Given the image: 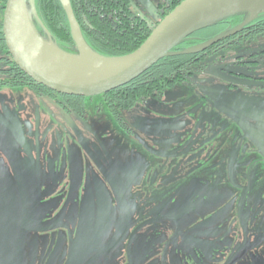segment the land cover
Wrapping results in <instances>:
<instances>
[{
  "label": "flooded vegetation",
  "instance_id": "af4514ba",
  "mask_svg": "<svg viewBox=\"0 0 264 264\" xmlns=\"http://www.w3.org/2000/svg\"><path fill=\"white\" fill-rule=\"evenodd\" d=\"M174 2L152 24L128 9L153 30ZM5 3L0 264H264V23L147 95L78 97L17 71Z\"/></svg>",
  "mask_w": 264,
  "mask_h": 264
},
{
  "label": "water",
  "instance_id": "95a60500",
  "mask_svg": "<svg viewBox=\"0 0 264 264\" xmlns=\"http://www.w3.org/2000/svg\"><path fill=\"white\" fill-rule=\"evenodd\" d=\"M68 19L76 54L59 49L49 38L41 36L33 23V0H6L2 35L8 54L19 70L35 83L59 94L78 97H94L126 86L160 60L200 52L236 30L217 36L191 49L173 52V49L194 32L211 26L233 15L245 14L246 25L258 15L264 14V6L258 9L242 6L208 13L214 5L225 0H183L170 11L152 30L148 38L132 53L122 57L106 58L93 53L83 42L69 0H59ZM214 8V7H213ZM212 8V9H213ZM210 20V24L201 23ZM27 25L28 31H23ZM40 49L52 47L67 60L84 58L89 53L93 64L65 68L33 54L30 45Z\"/></svg>",
  "mask_w": 264,
  "mask_h": 264
},
{
  "label": "trees",
  "instance_id": "16d2710c",
  "mask_svg": "<svg viewBox=\"0 0 264 264\" xmlns=\"http://www.w3.org/2000/svg\"><path fill=\"white\" fill-rule=\"evenodd\" d=\"M69 1L83 42L88 49L99 56L115 58L130 54L147 39L152 30L143 18L134 16L130 12L128 0ZM181 1L175 0L170 11ZM33 6L35 13L33 23L37 32L49 38L59 49L69 54H76L77 47L60 1L33 0ZM166 15L167 13L163 17ZM246 18L245 14L233 15L202 28L183 40L173 52L202 45L224 34ZM251 23L262 25L264 14L258 15ZM213 48L214 46L193 54L164 58L126 86H132L136 94L147 95L154 90L153 88L162 85V81L169 78L180 79L183 69L194 62H200L205 53ZM20 74L25 76L23 73Z\"/></svg>",
  "mask_w": 264,
  "mask_h": 264
},
{
  "label": "bare ground",
  "instance_id": "6f19581e",
  "mask_svg": "<svg viewBox=\"0 0 264 264\" xmlns=\"http://www.w3.org/2000/svg\"><path fill=\"white\" fill-rule=\"evenodd\" d=\"M239 6H247L258 9V7L264 6V0H225L214 5V8L212 7L213 9H209L208 13H215L220 10ZM23 31H28L27 25H24ZM36 47L40 46L36 44L28 46V48L32 50L33 54H36L41 58L56 64L57 67L74 68L93 64V58L89 53H86L84 58H78L77 60H67L64 55L56 52V50H54L52 47H48L45 50Z\"/></svg>",
  "mask_w": 264,
  "mask_h": 264
},
{
  "label": "rangeland",
  "instance_id": "374dc122",
  "mask_svg": "<svg viewBox=\"0 0 264 264\" xmlns=\"http://www.w3.org/2000/svg\"><path fill=\"white\" fill-rule=\"evenodd\" d=\"M166 1L167 0H132L131 10L133 11L134 14L145 17L149 21V23L152 24L156 21L157 13L161 11L160 4H164L166 3ZM0 15H1V11H0ZM210 23L211 21L207 20L201 23V25H206ZM246 48L251 49L254 48V46L242 45L241 47L236 48L235 51L236 52L245 51ZM223 53H230V51H223ZM212 59L213 57L207 58L205 61L208 62L211 61ZM180 94L181 93L178 90V87L169 88L165 91L162 102L173 103L177 99L180 100L179 97H182Z\"/></svg>",
  "mask_w": 264,
  "mask_h": 264
}]
</instances>
